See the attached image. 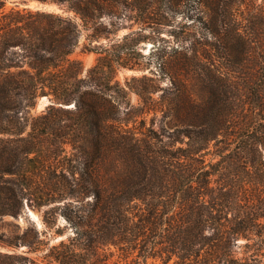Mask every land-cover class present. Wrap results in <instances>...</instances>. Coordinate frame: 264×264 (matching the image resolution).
<instances>
[{
  "label": "trees",
  "instance_id": "trees-1",
  "mask_svg": "<svg viewBox=\"0 0 264 264\" xmlns=\"http://www.w3.org/2000/svg\"><path fill=\"white\" fill-rule=\"evenodd\" d=\"M24 1L61 11L0 0V263L264 264V0ZM176 15L198 22L182 57L206 97L180 86L165 110L183 127L159 139L134 125L164 109L132 108L116 78L145 67L127 43L139 31L118 50L90 44L117 18ZM83 31L100 54L86 71L71 56ZM27 209L42 210V229L15 221Z\"/></svg>",
  "mask_w": 264,
  "mask_h": 264
},
{
  "label": "rangeland",
  "instance_id": "rangeland-1",
  "mask_svg": "<svg viewBox=\"0 0 264 264\" xmlns=\"http://www.w3.org/2000/svg\"><path fill=\"white\" fill-rule=\"evenodd\" d=\"M261 1V0H259ZM29 7L31 9H44L48 11H61L55 4H41L37 1H24V0H6V8L11 7ZM73 14L72 12L70 13ZM133 14V13H132ZM104 22L107 23L108 19H104ZM165 25L162 24H151L150 27L146 24H142L137 19H115V26H123L112 33L109 38L102 37L98 41L94 40L90 46H101V47H110L111 44H114L116 50L120 49L119 46L123 43L122 38L126 33L131 31H139V34L134 36L133 40H128L127 43L133 45L136 51V57L141 65L145 66L143 70H133L129 68H120L118 70L116 78L123 86L129 87V92L127 95V100L130 102L132 108H139L140 106H161L165 110L167 101H170L173 97V93L178 94L180 86H184L187 89L191 99L200 102L206 97V93L198 86L194 78L193 71L187 69L185 59L182 57V53H187L188 56L192 55L191 49L189 47L195 41H197L198 36L196 35L197 21L193 22V19H188L187 17H182L176 15L173 17H168ZM107 29L113 30L114 26H108ZM88 31H83V34L80 36L77 46L74 48L72 57L78 59L82 62L84 70L86 71L90 68L97 60L99 53L94 51L86 50L85 46L89 44L87 38ZM136 44V46H135ZM189 66V65H188ZM144 76V77H143ZM133 77L142 79H132ZM127 81V82H126ZM126 86V87H127ZM149 90H154L152 93H148ZM136 91L144 92L146 100L150 104L143 102L142 98L136 93ZM186 101V97L183 98ZM48 100L43 97L38 101V104L35 108L36 112H40L45 108V104ZM161 102V105L159 103ZM42 103V104H41ZM72 104H69V107ZM163 110V111H164ZM149 111L142 115L143 123H136L135 127L140 125L143 126V130L147 133L152 134L155 138L160 139V132L175 133L177 129L183 127L182 122L175 117V111L165 110ZM193 113V119L198 122L197 112ZM139 120V119H138ZM161 128L163 129L161 131ZM162 139V137H161ZM162 142H168L167 138H163ZM174 145L169 144L165 146V149L175 151L177 146H180L179 142L173 143ZM209 151L205 155V159L208 162L212 159L210 152L213 149V142L209 143ZM31 216H27L26 213H23L19 216L17 221L21 228L35 225L37 228H43L42 222V210L30 209ZM6 220H10L11 217H6ZM57 224L63 228L66 224L65 218L59 216ZM66 229V228H65ZM70 234V229H67L65 234ZM66 235H57L51 236L48 235L46 240L49 241V245L58 243L60 239H65ZM25 250L24 247H21L17 250L18 253ZM1 252L7 251L6 248L0 247ZM241 252L243 249L240 250ZM241 252L239 255H241ZM31 258L35 260V264H39L43 258V252L37 254H28ZM1 259V258H0ZM46 262L45 260L43 261ZM1 264V263H0ZM31 264V263H28Z\"/></svg>",
  "mask_w": 264,
  "mask_h": 264
},
{
  "label": "water",
  "instance_id": "water-1",
  "mask_svg": "<svg viewBox=\"0 0 264 264\" xmlns=\"http://www.w3.org/2000/svg\"><path fill=\"white\" fill-rule=\"evenodd\" d=\"M42 99V98H41ZM48 103H50L49 101L45 104V105H47ZM42 104V103H41ZM67 107H69V105H66ZM26 214H27V216H31V211H30V209H27V211H26Z\"/></svg>",
  "mask_w": 264,
  "mask_h": 264
}]
</instances>
